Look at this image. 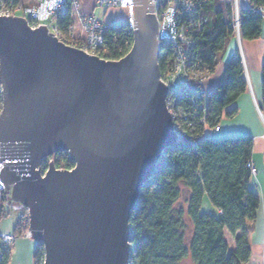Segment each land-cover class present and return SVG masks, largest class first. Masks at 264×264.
I'll return each instance as SVG.
<instances>
[{"label":"water","instance_id":"95a60500","mask_svg":"<svg viewBox=\"0 0 264 264\" xmlns=\"http://www.w3.org/2000/svg\"><path fill=\"white\" fill-rule=\"evenodd\" d=\"M132 43L104 59L46 25L0 15V179L27 210L42 264H128L140 187L177 141L150 0H131ZM65 151L58 169L42 161Z\"/></svg>","mask_w":264,"mask_h":264},{"label":"trees","instance_id":"16d2710c","mask_svg":"<svg viewBox=\"0 0 264 264\" xmlns=\"http://www.w3.org/2000/svg\"><path fill=\"white\" fill-rule=\"evenodd\" d=\"M19 2L21 0H0L4 6ZM202 13L206 20L195 34L193 54L211 74L233 38L230 3L208 0L202 6ZM225 14L229 15L226 19ZM28 23L32 25L29 19ZM71 23L70 7L54 19L64 41ZM263 27L264 0H249L248 6L239 9L240 39L258 38ZM131 43L132 31L126 24L108 26L96 55L119 59ZM167 53L168 48L163 45L158 55L161 73ZM246 88L244 67L237 52L226 62L222 82L214 86L204 100V112L198 109L194 128L164 152L154 173L140 187L128 221V264H248L249 222L255 219L259 205L258 193L248 186L247 163L251 161L253 139L250 135L206 137L203 124L198 122L199 117L204 116L205 125L212 128L219 125L222 116L232 117L236 112L233 103ZM261 96L264 102V50ZM51 158L58 169L73 167L65 151H58ZM183 190L186 194L182 197ZM204 195L214 212L201 211ZM9 199L8 191H4L0 199V219L5 215ZM24 231L17 216L13 233L21 235ZM226 234L231 236L232 245L227 242ZM42 260V245L35 242L33 264H42ZM8 261L9 249L1 250L0 264H8Z\"/></svg>","mask_w":264,"mask_h":264},{"label":"built area","instance_id":"2783aa9c","mask_svg":"<svg viewBox=\"0 0 264 264\" xmlns=\"http://www.w3.org/2000/svg\"><path fill=\"white\" fill-rule=\"evenodd\" d=\"M208 0H150L153 6V15L157 20L156 39L158 48L166 45L168 53L165 57V67L160 72L159 79L167 87L165 105L170 112L173 127L178 140L191 131L196 122L197 111L205 110L204 100L208 93L203 89V82L209 76L207 69L198 62L193 54L195 34L201 30L206 17L202 13V6ZM242 0H230L231 19L233 26V37L236 39L238 54L241 63L244 59L240 48L239 32V9ZM97 6L107 9L112 7H124L127 11L125 18L120 21L109 19L101 21L93 14H83L79 9V0H38L31 5L19 2L15 5L4 6L0 4V15H22L32 21L31 26L40 24L46 25L59 40L77 47L86 53L96 55L99 47L103 44V36L108 26H116L124 23L132 31V7L131 0H97ZM68 7L72 13V23L69 27L68 37L64 40L54 25L57 15L63 13ZM75 21L79 24V29L75 30ZM247 80V77L245 76ZM258 114L261 111L255 103ZM2 108V94L0 86V111ZM199 123L203 124V135L210 137L216 134L220 125L208 127L204 123V116L199 117ZM48 157L40 164L41 175L45 172L48 164ZM0 159V168L2 167ZM250 176H255L257 169L253 162H248ZM7 188L0 179V199ZM1 210V206H0ZM220 212V210H219ZM21 225L25 231L21 235L13 232L0 231V251H6L18 237L30 238L28 229L27 210L22 207L18 214Z\"/></svg>","mask_w":264,"mask_h":264},{"label":"crops","instance_id":"0c3cea01","mask_svg":"<svg viewBox=\"0 0 264 264\" xmlns=\"http://www.w3.org/2000/svg\"><path fill=\"white\" fill-rule=\"evenodd\" d=\"M37 1L38 0H21V2L28 5L34 4ZM96 1L97 0H79L80 11L83 14H93L100 18L101 21H106L109 19L118 20L117 17L113 15L114 9H125L120 6L104 9L97 6ZM220 1L230 3V0ZM248 4L249 0H242L241 7H246ZM125 17L126 16H121L120 19ZM74 24V28L77 31L79 29V24L77 21H75ZM240 48L244 59L243 67L244 76L247 77V88L233 103V106L236 107L235 114L232 117H221L219 122L220 129L215 136L230 137L250 135L253 139L251 162L255 165L257 172L255 176L249 177L248 186L258 193L259 205L256 211L255 219L249 222L251 225L249 233H251L255 229L257 219L261 218L264 222V102L261 96V65L264 50V27L261 36L258 38L252 40L240 39ZM237 52H239L238 46L235 38L233 37L223 53H221V60L224 62V66L226 62L230 58H233ZM255 103L261 111V115L258 114ZM7 206L8 207H5V215L0 219V231L14 232L15 222L19 212L21 211V206L14 202H8ZM214 211L215 209L213 208L212 212ZM249 237L250 234H248V240ZM34 244V241L30 238L18 237L15 239L9 248L8 264H33ZM261 247L263 248L261 258L264 259V245ZM261 258L254 261L252 257H250L248 264H251L250 262L253 263V261L256 264H261Z\"/></svg>","mask_w":264,"mask_h":264},{"label":"rangeland","instance_id":"374dc122","mask_svg":"<svg viewBox=\"0 0 264 264\" xmlns=\"http://www.w3.org/2000/svg\"><path fill=\"white\" fill-rule=\"evenodd\" d=\"M113 13H114L113 15L115 17H117V19H118L117 21H120L121 16H126V10L123 8L114 9ZM228 17H229V15H227V14L224 15L225 19ZM223 66H224V62L221 60V54H220V58H219V61H218L216 68L214 69V71L211 74H209L208 78L202 84L203 89L205 90L206 93L210 92V90L213 88L212 86H216V85L220 84V82H222ZM51 156L48 157L49 159L47 162L52 160ZM185 194H186V191L183 190L182 191V197L185 196ZM9 201H11V200L9 199L8 202ZM8 202L5 204L6 207H8L7 206ZM212 210H213L212 204L207 199V196L204 195L203 199H202V204H201V211L211 213ZM249 234H250L249 240H250V246H251V256L250 257H252V259L254 261H256V260H259L261 258V253H262V249H263L261 246L264 245V222L262 221L261 218L257 219V222L255 223V229ZM226 239H227V242L230 245H232L233 242H232L231 236L226 234ZM254 261H253V263L252 262H250V263L256 264V263H254ZM263 261H264V259L261 258V264L263 263Z\"/></svg>","mask_w":264,"mask_h":264}]
</instances>
